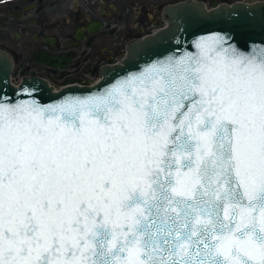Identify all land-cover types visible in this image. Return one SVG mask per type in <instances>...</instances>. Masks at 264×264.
Returning a JSON list of instances; mask_svg holds the SVG:
<instances>
[{"label":"snow or ice","instance_id":"obj_1","mask_svg":"<svg viewBox=\"0 0 264 264\" xmlns=\"http://www.w3.org/2000/svg\"><path fill=\"white\" fill-rule=\"evenodd\" d=\"M211 43L55 105L0 98V264H264V56Z\"/></svg>","mask_w":264,"mask_h":264},{"label":"flooded vegetation","instance_id":"obj_2","mask_svg":"<svg viewBox=\"0 0 264 264\" xmlns=\"http://www.w3.org/2000/svg\"><path fill=\"white\" fill-rule=\"evenodd\" d=\"M66 1L0 0V50L13 58L12 80L21 75L19 83L34 76L54 88L89 84V76L98 75L108 65L120 64L130 42L144 36L127 38L130 30L142 25L138 20L143 15L141 9L134 27L127 26L124 18L125 5L133 7L140 0H101L109 9H97L98 0H82L79 3L83 7L73 4L65 10ZM178 1L167 0L161 7V17L166 5ZM204 1L212 6L242 0ZM120 48L121 55L115 56Z\"/></svg>","mask_w":264,"mask_h":264},{"label":"water","instance_id":"obj_3","mask_svg":"<svg viewBox=\"0 0 264 264\" xmlns=\"http://www.w3.org/2000/svg\"><path fill=\"white\" fill-rule=\"evenodd\" d=\"M162 17L167 23L164 27L131 41L122 62L102 68L101 79L93 85L75 84L56 91L47 81L34 76L15 85L11 80L13 58L0 50V98L8 103L49 106L94 94L156 61L200 55L201 50L195 45L207 42L211 47L216 35L227 37L232 48L243 56H264V0L216 3L210 8L202 1L182 0L166 5Z\"/></svg>","mask_w":264,"mask_h":264},{"label":"rangeland","instance_id":"obj_4","mask_svg":"<svg viewBox=\"0 0 264 264\" xmlns=\"http://www.w3.org/2000/svg\"><path fill=\"white\" fill-rule=\"evenodd\" d=\"M80 1L82 3V0H67L64 3L63 8H65L66 10L68 7H70L73 4H76L79 7H83L82 6L83 4L81 5V3H79ZM166 1L167 0H140L139 4H135L133 7L125 5V10H126V15H124L125 24H127V26H130V28L134 27V24L136 23L135 16L136 15L139 16L140 9L143 11V15L140 17V19H138V20H141L142 25L137 30H133V29L130 30V33L128 34L127 38L129 39L135 34L140 35V36L145 35L147 33L154 31L158 27L164 25V21L161 17V7L162 5L165 4ZM246 1H252V0H246ZM205 3L207 4V6H210L209 3L207 2ZM96 6H97V9H99L101 6H105L108 9L110 8L108 4L107 5L102 4L101 0L96 1ZM147 12H149L150 14H148ZM116 53L117 54L115 56H117L119 53H120L119 55H121L122 48L118 49ZM20 76L21 75L14 76L13 82L17 83L20 80ZM89 77H90L89 80L93 82L96 80L98 75H91Z\"/></svg>","mask_w":264,"mask_h":264},{"label":"bare ground","instance_id":"obj_5","mask_svg":"<svg viewBox=\"0 0 264 264\" xmlns=\"http://www.w3.org/2000/svg\"><path fill=\"white\" fill-rule=\"evenodd\" d=\"M159 29H160V28H159ZM157 30H158V29H157ZM157 30H156V31H157Z\"/></svg>","mask_w":264,"mask_h":264}]
</instances>
